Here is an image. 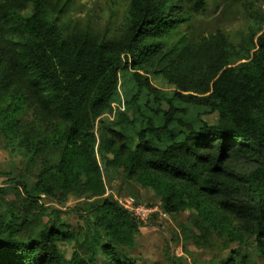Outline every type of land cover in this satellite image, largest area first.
<instances>
[{
	"label": "trees",
	"instance_id": "obj_1",
	"mask_svg": "<svg viewBox=\"0 0 264 264\" xmlns=\"http://www.w3.org/2000/svg\"><path fill=\"white\" fill-rule=\"evenodd\" d=\"M127 1L121 22L99 29L67 16L72 0H0V133L28 164L45 162L34 185L3 175L22 214L0 216V264H139L122 249L141 225L105 197L109 169L264 259V27L235 47L220 29L196 31L206 0ZM77 192L94 200L89 256L67 259L61 246L79 234L41 200ZM238 257L221 264H248Z\"/></svg>",
	"mask_w": 264,
	"mask_h": 264
},
{
	"label": "rangeland",
	"instance_id": "obj_2",
	"mask_svg": "<svg viewBox=\"0 0 264 264\" xmlns=\"http://www.w3.org/2000/svg\"><path fill=\"white\" fill-rule=\"evenodd\" d=\"M247 1L253 4L259 20L251 18L246 12V0H206V12L194 18L196 31L209 34L220 29L233 46H243L250 30L264 27V0ZM127 4V0H72L67 16L94 28L114 27L121 22ZM30 13L28 10L26 15ZM151 78L155 87L165 90L171 88L164 80L152 76ZM203 119L215 124L218 117L211 115L204 116ZM8 143V139L0 133V188L8 189L7 196L0 198V216L6 215L8 205L20 209L22 214V206L17 205V195L11 189L16 185L11 184L3 175L20 176L28 184L34 185L38 181L42 166L45 165L43 156L28 164L26 157ZM104 182L105 197L112 198L132 213L141 225L133 247L122 249L139 264H221L233 252L239 255L238 260L247 257L248 264H264V259L252 241L243 244L212 230L193 212L168 214L154 191L129 180L123 170L109 169L108 174H104ZM93 202V199L79 192L69 195L65 200L60 199V195L56 199L42 197L41 204L50 213H60L57 218L69 225L70 232L79 234L77 244L72 242L61 246L67 259L71 258L74 251L84 259L89 256V245H83L84 240L89 239L87 225L90 224H87L85 217ZM40 216L41 221L34 220L33 224L42 227L50 217L42 213ZM102 258L99 256V264Z\"/></svg>",
	"mask_w": 264,
	"mask_h": 264
},
{
	"label": "built area",
	"instance_id": "obj_3",
	"mask_svg": "<svg viewBox=\"0 0 264 264\" xmlns=\"http://www.w3.org/2000/svg\"><path fill=\"white\" fill-rule=\"evenodd\" d=\"M137 215V214H136Z\"/></svg>",
	"mask_w": 264,
	"mask_h": 264
}]
</instances>
